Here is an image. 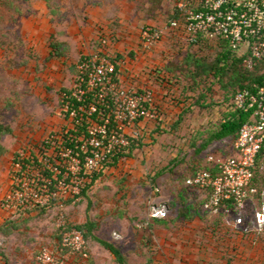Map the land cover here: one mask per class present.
<instances>
[{"label":"rangeland","instance_id":"1","mask_svg":"<svg viewBox=\"0 0 264 264\" xmlns=\"http://www.w3.org/2000/svg\"><path fill=\"white\" fill-rule=\"evenodd\" d=\"M47 1L50 23L58 35L55 42L70 35L72 27L80 24L83 28L81 22L88 20L90 7L100 10L101 35L131 31L121 40L122 54L140 63V77L127 80L125 87L138 91L145 79L161 88L156 78L173 72L176 77L170 82L174 87L163 83L165 95L158 98L160 118L138 123L130 131L137 132L131 138L136 146L127 152L130 157L103 167L94 182H83L79 172L84 165L72 154L61 155L58 150L63 144L56 139L73 127L62 109L64 91H73L79 74L73 63L77 59L67 57L55 66L51 58L44 59L26 40L27 35L23 37L22 17L28 14L19 6L24 0H0V124L5 130L0 134V252L6 258L0 264H41L38 256L44 250L62 257L64 264H120L98 240L117 247L129 264H264V222L256 220L264 197L255 196L239 211H216L206 209L204 191L187 188L195 171L232 153V139L198 152L235 112L234 94L239 88L229 87L227 76L225 89L212 76L192 75L196 68L194 58H189L212 63L222 51L218 44L203 40L191 45L173 35L170 21L176 0ZM24 27L30 30L33 25ZM148 27L161 30L163 40L153 51L144 52L138 36ZM119 42L112 40V45ZM129 70L120 74L128 76ZM252 73L264 76V60ZM44 149L50 155L53 178L56 168L74 172L68 176L67 190L58 184L48 206L5 210L4 201L18 184L13 171L17 155L24 153L26 158L19 178L24 183L28 173L29 178L36 174L34 155L41 159ZM85 183L90 187L82 193ZM85 225L84 253L61 252L64 234Z\"/></svg>","mask_w":264,"mask_h":264},{"label":"built area","instance_id":"2","mask_svg":"<svg viewBox=\"0 0 264 264\" xmlns=\"http://www.w3.org/2000/svg\"><path fill=\"white\" fill-rule=\"evenodd\" d=\"M177 7L181 15L178 21L172 22V27L182 28L188 41L196 42L198 37L228 41L232 50L244 58V67L248 70H254L264 58V0H180ZM141 39L144 48L150 51L162 41V36L148 27L143 30ZM107 42L105 40L104 44ZM115 59L116 56L100 52L85 58L78 64L79 74L71 97L65 95L63 100L62 112L75 128L56 138L63 144L58 152L66 157L71 154L78 157L84 165L80 166L82 171L79 172L83 182L90 180L116 152H128L131 138L137 135L130 131L138 123L155 122L160 118L153 92L149 90L140 95L126 88L120 73L127 62L117 64ZM254 88V91H240L235 96V110L250 116L233 144L232 154L215 163V172L199 171L189 181L190 185L208 193L205 204L208 210L217 211L228 202L242 210L259 191L253 183L257 173L264 177V86ZM85 124L87 131L83 134L79 127L83 128ZM53 145H57V141ZM70 145H75V149ZM19 155L20 161L15 162L13 170L18 184L4 201L5 210L48 206L56 195L58 184L67 190L68 176L74 172L56 168L54 184L52 177H46L43 172H52L48 151L46 157L41 156L40 163L33 161V164L37 163L36 174L29 178L31 174L28 173V179L22 183L19 178L25 169L26 158L24 153ZM61 174L63 180L59 179ZM84 185L86 187V183ZM256 220L258 224L264 222V205L256 213ZM60 246L61 252L83 254L86 240L81 231L72 229L64 234ZM38 261L42 264L65 262L49 250L42 251Z\"/></svg>","mask_w":264,"mask_h":264},{"label":"trees","instance_id":"3","mask_svg":"<svg viewBox=\"0 0 264 264\" xmlns=\"http://www.w3.org/2000/svg\"><path fill=\"white\" fill-rule=\"evenodd\" d=\"M177 2H179V0L176 1V11L174 12V16L172 17L171 21H170V27H171V30L172 32H174L173 35H176V36H180L182 39H184L185 41H187L188 43H190L191 45H200L202 43V41H207L209 43H216L218 44L217 46L220 47V49H222V51L219 53V55L217 56V59L212 62V63H209L205 60H201V59H198L197 57H190L189 59H192L194 58V67L196 68L193 72V69H192V75L194 77H198L200 76L201 74H207L209 76H212L214 77L215 80H218L217 82L218 83H221L223 84V87L225 89H227L228 85L229 87H237L239 88L236 93L234 94V96H236V94L240 91H244V90H251V91H254L255 88L254 86H264V76L262 77H255L254 73H252L253 71H255L261 64V62H263L264 58L258 63L257 67L254 69V70H248L244 67V64H243V60L244 58L242 57H239L238 54H236L233 50H232V47L230 46L229 42L228 41H212L210 39H206V38H203V37H198L197 41L196 42H191V41H188V36L186 34V32L180 28V29H176V28H173L172 27V22L174 21H178L179 18H180V11L177 7ZM181 24V22H180ZM154 31L156 32H159L161 33V36H162V40H163V34H162V31L159 30L157 27H152ZM126 32V31H125ZM143 32V31H142ZM142 32H140V35H139V38H140V46L141 48L143 49V51L145 52H151L153 51L156 46L152 49V50H146L143 46V41L141 39V36H142ZM122 34H117V35H101V38H100V41H99V45L97 46L98 49L97 51H95L93 54H88V55H83L82 57H80V59H78V61L76 62V64L78 65L79 63H81L82 61L85 60V58H90L92 57L93 55H95L96 53L100 52L102 53L103 55L106 53L107 55H109L110 57H113V56H116V59L117 60V64L119 61H126L127 62V66L123 69V70H129V66L132 65V59L129 57V56H125L124 54H122V51L121 52H113L110 47H111V44L112 43V40L113 41H120L119 43H121V38H122ZM108 41L107 42V45L104 44V41ZM162 42V41H161ZM160 42V43H161ZM158 43V45L160 44ZM50 48H51V54H50V58H56V59H59V58H62L63 56H66L65 52L63 49L60 48V43L58 42H51L50 43ZM124 52V51H123ZM191 66V64H189V67ZM119 68V67H118ZM243 69L244 71H246L245 73H248V74H245L243 73ZM151 73H149V80L148 82H151L153 79H152V74L150 75ZM228 77L229 78V84L228 85H224V81L223 79L225 77ZM173 77H176V74L171 73L170 76L168 77H165L164 79L163 78H156V81L160 83V87L164 86L163 83H167L169 86L171 87H174L173 84H171V80L173 79ZM255 77V78H254ZM132 80H136L137 76H133L131 77ZM130 78V79H131ZM136 78V79H135ZM172 78V79H171ZM163 79V80H162ZM143 82V81H142ZM146 83H142L144 86L143 87H140V89L138 91H134L133 89H130L128 88L129 90L131 91H134L140 95L144 94L146 91H149L151 90L154 94V104L156 103L157 105V108H156V111L159 112V115H162V112L160 111L161 110V105L158 101V96H157V93L155 91V89L148 83L147 84V81L145 80ZM156 82V83H157ZM127 88V87H126ZM64 94H66V96H69L71 97L72 95V92L71 91H64ZM65 98V95L63 96ZM235 99V97H234ZM91 100L88 102L90 103ZM111 104L113 105V102L110 101ZM87 103V104H88ZM235 108V107H234ZM229 119L226 120V122L222 125L221 129L219 130V132H217L216 134H214L213 137H211L209 140H207L203 146H201L199 149H198V152L199 151H202L203 149H206L208 148L212 141L215 140H220V139H224V138H231L232 139V144H234L242 126L248 122L249 120V116L248 114L244 113V112H241V111H236L235 112H232L230 115H229ZM145 123H152V122H145ZM79 129L82 131L83 134L86 133L87 131V125L85 124V126L82 128V127H79ZM5 131L4 130V127L0 124V134L1 132ZM81 133V134H82ZM135 142L133 139H131V145L129 147V152L132 153V150L134 149V146L135 145ZM46 145V144H45ZM47 147V145H46ZM69 147L75 149V145H70ZM129 153L127 152H120V153H115L113 156H111L106 162L103 163L102 165V168L100 170L103 169V167H113V166H116L118 165V163L121 161V159H123L124 157H130L128 156ZM232 154V153H231ZM47 155V150L44 149L42 150V153H41V156L42 157H46ZM17 159L15 160L16 162L20 161V156L17 155L16 157ZM82 159H83V155H82ZM34 160L38 163V158L34 155ZM215 164H212L208 167H206V169H198L197 171H195L191 178L188 180L187 182V188H195L196 190L198 189L197 187H194L192 185L189 184V181L194 178L196 176V174L199 172V171H211V172H215V168H214ZM99 172H95L93 174V176L90 178V180H92L94 182L95 180V177L97 179V177H99V175L102 174V171ZM45 176L46 177H52L53 179V183L56 184V181H55V178H53V173L51 171H43ZM66 172L64 171L63 174H65ZM61 174L59 175V179L60 180H63L64 178V175ZM68 183H69V180H68ZM90 187V184L86 186V188H84L82 190V193L85 192L88 188ZM253 187H257L259 188V191L256 195H254L252 198H250L248 201H247V204L245 205V207L251 203V200L257 196L260 200L262 197H264V177L262 174L260 173H257L256 177H255V181L253 183ZM54 189V186L52 187ZM200 190V189H198ZM202 191V190H201ZM207 195L208 193L206 191H204ZM208 201V197H207V200L205 201L204 205L207 203ZM244 207V208H245ZM225 209L226 211H239L236 209L235 205L233 204V202H228L226 203L225 206H221L218 210L220 211L221 209ZM44 209V208H43ZM154 222L156 223H165L164 220L162 219H153ZM242 222V221H241ZM86 228V225L85 226H82V227H79L77 228V230L81 231L84 238L87 239L88 238V234L87 233H84L83 232V229ZM75 229V228H74ZM98 242H100L107 250H109L117 259V261L120 263V264H129L128 263V260L125 256H123V254L120 252V250L115 247L114 245L108 243V242H104L102 240H98ZM5 261L6 258L3 256V254L0 252V261ZM41 263V262H40ZM42 264V263H41Z\"/></svg>","mask_w":264,"mask_h":264},{"label":"crops","instance_id":"4","mask_svg":"<svg viewBox=\"0 0 264 264\" xmlns=\"http://www.w3.org/2000/svg\"><path fill=\"white\" fill-rule=\"evenodd\" d=\"M177 1V0H176ZM180 1V0H179ZM178 3V2H177ZM19 9H25L24 11L27 12L26 14L28 15H24L22 18V22L21 24L24 23L25 24H31L33 25V28L29 30V27H24V29H22L25 33V35L23 36L24 38H27L26 40H28V42H30L31 46L34 48H36L38 50V52H40L42 54V57L46 60L50 59V54H51V48H50V43L51 42H55L54 41V36L57 39V33L55 32V29L53 27V25L50 23L51 17L49 16L50 10L48 7V1L47 0H24V4L22 6H19ZM30 12L31 14L29 15ZM87 16H88V20L84 21L82 20L81 25H84L83 28L79 25H77L76 27H72V29H69V33L70 35H67L66 37H63L62 40H58V43H60V48L64 50V52L66 50H69L71 52V54H67V51L65 52L66 56H63L62 58L56 59V58H51L52 59V64L55 66L59 63H65L66 62V58L70 57L71 59H80V57H82L83 55H90L93 54L95 51H97L98 49V45H99V41L101 38V34L99 33V29H98V25L101 24V22L99 21V13L100 10L98 7H90L87 9ZM106 12H104L105 15ZM107 16V15H106ZM128 19V18H127ZM106 23H108V21H105ZM107 29V28H106ZM122 33V38L124 39L126 36H128V34H131V31H127L128 34H125V32H121ZM134 37V36H132ZM139 38V36H138ZM57 42V40H56ZM128 43H130L128 41ZM110 49L113 52H121L123 49L122 43H118L115 45H112ZM158 46V45H157ZM156 46V47H157ZM137 52L139 53V51L137 50ZM39 53V54H40ZM75 56V57H74ZM56 59V61H55ZM144 59V57H141L139 60ZM77 61H73V63H76ZM56 62V63H55ZM139 64L140 63H132L131 66L135 67V70H129V74L128 76H124L123 74L121 75V82L123 84H127L129 85L126 81L127 80H132L130 75H134L137 77H140V69H139ZM138 65V67H137ZM171 75V73H169ZM62 74L56 75V79L58 80V87L60 89V87L62 88V80H60ZM149 77V74H148ZM131 78V79H130ZM62 79V78H61ZM143 82H145V79L142 80ZM147 81V80H146ZM157 93L158 98H162L165 95V91L163 86L161 88L158 87L157 84H155V87H153ZM176 89L178 90V88L176 87ZM173 105V104H172ZM182 108V107H179ZM226 122V120H224V123ZM231 138H224V139H220V140H215L212 141L211 145L212 146H216L219 142H223L224 140H229ZM210 145V146H211ZM209 146V147H210ZM208 147V148H209ZM233 147V144L231 146V149ZM221 148V147H219ZM217 149V148H216ZM230 150V149H229ZM232 151V150H231Z\"/></svg>","mask_w":264,"mask_h":264}]
</instances>
